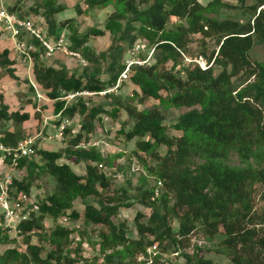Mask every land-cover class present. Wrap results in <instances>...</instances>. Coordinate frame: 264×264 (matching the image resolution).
I'll list each match as a JSON object with an SVG mask.
<instances>
[{
	"label": "trees",
	"instance_id": "16d2710c",
	"mask_svg": "<svg viewBox=\"0 0 264 264\" xmlns=\"http://www.w3.org/2000/svg\"><path fill=\"white\" fill-rule=\"evenodd\" d=\"M16 1H39L40 6L32 10L37 13L41 9L47 35L57 36L66 30L68 50L78 53L91 70L78 74L63 64L44 66L42 50L31 53L32 84L53 101L54 116L59 114L69 121L77 116L80 126L73 134L68 126L64 129V140L69 136L65 148L49 151L36 145L33 158L18 161L17 168L25 174L14 183L16 191L29 194L33 183L46 175L52 178L54 190L37 203V216L18 225L25 251L7 247L0 254V264H128L125 259L137 254L146 256L152 246L164 252L176 250L197 228L209 238L223 236L219 242L221 253L232 264H264V193L255 202L256 186L264 187V155L258 153L264 150V62H251L248 56L254 40L264 45V0H255V6L246 7L250 11L246 21L217 18L221 10L245 8V0H209L205 5L198 0H81L86 9L113 7L102 29L92 27L84 34H78L74 18L55 22V15L62 11L57 0ZM75 9L76 14L81 13L78 7ZM106 33L110 37L107 50L95 54L87 46L89 37ZM189 35L217 40L216 54L207 57L211 62L208 68L187 66L175 70ZM121 42L129 48L136 42L153 48L151 63L130 68L127 79L137 91L125 99L105 93L103 96L113 106L109 111L99 105L89 106L84 96L66 102L63 97L68 94L94 95L115 85L124 69ZM27 43L38 45L35 41ZM106 58L108 78L103 80L99 67ZM168 63L170 68H166ZM213 64L220 68L219 73L214 74ZM12 65L8 51H1L0 67L11 78ZM240 77L244 81L235 85L233 78ZM133 96L139 105L149 99L157 105L137 110L134 104L130 106ZM183 107L191 109L169 126L179 133L170 135L163 124L162 110ZM119 110L133 121L132 127L121 134L126 141L139 138L134 151L137 160L144 164L142 155H147L154 162L145 168L146 177L163 186L154 201H150L154 185L148 187L143 181L134 198L128 196L127 189L112 188L113 180L97 168L103 166V156L94 148L77 147L80 142L87 144L84 136L92 132L100 115L116 120ZM28 118L27 114L9 113L0 97V123L8 121L17 128ZM20 140L15 131H3L0 137L7 146ZM160 147L165 149L163 154L158 151ZM232 153L243 168L227 164ZM254 157H261L263 164L251 166L249 161ZM70 160L86 163L82 174L72 170L67 162ZM89 198L94 202H86ZM78 200L85 202L80 212L74 209ZM132 201L151 209L146 222H140L142 214L135 215V239L127 236L124 224L113 221L119 209L129 208ZM168 215L177 222L175 231L167 225ZM64 217L102 228L97 234L100 262L96 257L92 262L82 258L80 241L70 246L74 228L56 225L43 233L44 219L56 222ZM3 231L0 228V245L8 246L13 240ZM31 233L38 235L34 244ZM41 240L51 248L46 250ZM184 257L187 259L183 264H217L203 256Z\"/></svg>",
	"mask_w": 264,
	"mask_h": 264
},
{
	"label": "rangeland",
	"instance_id": "374dc122",
	"mask_svg": "<svg viewBox=\"0 0 264 264\" xmlns=\"http://www.w3.org/2000/svg\"><path fill=\"white\" fill-rule=\"evenodd\" d=\"M201 4L205 5L209 0H198ZM231 4L236 5L235 1H230ZM255 0H245L244 6L245 8H235L228 10H221L217 15L218 19L232 18L240 21H246L250 18L249 10L246 7L255 6ZM40 6L39 1H20L16 0H0V8L3 7L6 10L10 11L14 9L13 12L22 17L29 19L38 27H45V23L41 18V9H38L37 13H34L32 8H36ZM57 6H59L62 11L55 15V22H60L67 18L75 19V26L78 34H84L89 28H99L102 29L107 17L113 12V7L108 6L106 8H96V9H86L81 0H57ZM79 8L78 10L81 12L80 14H76L75 8ZM184 25V22L181 23ZM67 33V31L65 30ZM216 39L207 38L200 39L198 35H189L186 40L185 53L182 55V60L179 65L175 68V70H181L187 66H197L198 63H206L211 64V62L207 61V57L214 52V55L217 51ZM137 43V42H136ZM135 43V44H136ZM110 44V37L108 33H106L102 37H89L88 39V48L98 54L100 52H105ZM142 44V43H141ZM121 46L124 49V54L121 59V64H124L128 59L133 58H142L145 56L147 58V54L149 46L146 45L144 49L139 48V54L137 56L131 55L128 56L127 53L133 47H127L125 42H121ZM3 50H7L9 53L10 60L13 61L12 69H13V78L8 76L5 73V70L0 67V97L1 101L6 104L7 111L10 112H19L20 114H27L28 120L23 122L19 127H14L11 122H1L0 123V136L3 131H15L19 135V139L25 138H36V144L39 149L49 150V151H57L66 147L67 142L69 140V136L65 137V140L59 141L56 137L57 131L56 128L60 124V118L53 117V101L48 100L43 92L41 94L44 96V99L39 101L36 99V92L33 87L30 85V73H28V67L26 64L21 62V60L17 57V54L14 52L13 43L10 40L9 36L0 30V52ZM62 57L61 60H57L58 57ZM249 60L251 62H264V45L254 40V44L252 49L250 50ZM42 64L44 66H52L55 63L65 65L69 70L75 71L78 74H82L87 71L90 72V65L85 62L83 64L82 57L80 58H71L68 56H64L60 53L55 54L49 60L42 59ZM147 65L151 63L150 54L146 59ZM109 62V59L106 58L99 67L101 71L100 78L103 80H107L108 75L105 73L106 66ZM65 63V64H64ZM171 64L168 63L166 68H170ZM212 69L214 74L219 73L220 68H218L215 64L212 65ZM235 85L242 84L243 77L233 78ZM40 91V90H39ZM132 92H134L133 86L130 84L128 79L123 81L118 89L112 92L114 95L120 96L122 99L128 98L132 96ZM165 95V94H163ZM83 100L88 102L89 106L99 105L102 106L104 110L109 111L113 108L112 105L109 104V100L102 95L94 94L92 96H84ZM130 101V106L135 105L137 110H143L145 108H149L151 106L157 105V101L149 99L142 104L136 103V98L133 96L132 101ZM133 105V106H134ZM191 108L183 107L180 109H163V124L168 127V133L170 135H178L179 133L170 129L171 126L178 116L184 112L189 111ZM128 120V121H127ZM126 121L124 126H121L122 123ZM79 118L75 116L71 121H69V128L73 133H77L79 129ZM133 125V121L127 119V115L125 111L119 110L117 113V119H111L108 115L102 114L100 115V120L94 123V127L92 132L89 135L84 136V140L87 142L88 148H94L97 152H99L105 162L103 163L102 168L99 169L100 172L106 174L113 180L112 188H122L127 189L128 196L134 198L136 188L140 186L142 181L148 187H152L154 185L153 178L146 177L147 166H152L154 164L153 160L150 159L147 155H142V159H144V164L137 160L135 155V143L139 140V138H134L131 141H126L121 132L128 131ZM164 148L160 147L158 151L160 154L164 153ZM258 153H261V157L264 155V150L261 148ZM257 153V154H258ZM258 159L257 157L252 158L249 163L251 166L262 165L263 160ZM33 158V156L31 157ZM30 158V159H31ZM37 161L38 158L36 157ZM65 163L68 162L69 166L76 174H82L85 166L84 161L74 162L63 161ZM132 162H136L138 164L139 171L131 172L130 164ZM227 164L233 168L240 169L243 168V165L237 159L235 154H230L227 160ZM11 173L14 176L19 175L21 173V177L24 176V170H12L7 165H2L0 167V174ZM20 177V175H19ZM54 190V182L52 178L48 175L43 176L41 179H38L33 183L30 188V199L35 202H40L43 198L51 194ZM256 200L255 202L260 201V196L264 193L263 186H256ZM161 195V192H160ZM136 201V200H135ZM131 203L129 208L119 209L116 217L113 219L115 224H124L126 227L127 236L131 239H135L137 237L135 226H134V217L137 213L143 215L140 219V222H146L149 214L151 213V209L149 206H144L137 202ZM86 202H94L93 198L87 199ZM82 202L80 200L74 203V209L78 212L82 211ZM173 203L172 199H170V205ZM260 203L257 204V206ZM37 216V215H36ZM60 220L54 222L49 218L43 220V233H49L56 225H58ZM66 226L69 228H74L75 232L71 235L70 238H78L81 242L82 258H87L88 261L92 262V258H98V261H101L102 255L98 250L99 247V238L97 237L98 232L101 227L86 225L82 222V219L77 221L70 222ZM167 225L175 231L177 229L176 220L172 219L169 215L166 219ZM65 224V223H62ZM4 234L10 239H14L13 243H10L8 246L0 245V254L7 248H16L19 252L25 251V246L23 239L24 238H15L13 232H8L7 229H3V226H0ZM80 235V236H79ZM24 237V236H23ZM38 235L36 233L31 234V243H36ZM223 238L221 235H216L213 238H209L206 236L201 229L197 228L193 233L190 234L187 241L183 242L182 246H178L176 250L170 249L167 252L159 250V248L150 249V251H146V256L143 255H135L132 259L127 258L124 260L125 263L128 264H183L186 261V257L184 255L193 257V256H203L212 260L217 264H232L226 256L221 253V247L219 245L220 240ZM78 242V241H77ZM76 243V242H75ZM72 244V243H71ZM70 246L73 247L75 244ZM41 245L47 250L50 249L51 246L45 240H41ZM118 250H120L118 248ZM81 264V263H77Z\"/></svg>",
	"mask_w": 264,
	"mask_h": 264
},
{
	"label": "built area",
	"instance_id": "2783aa9c",
	"mask_svg": "<svg viewBox=\"0 0 264 264\" xmlns=\"http://www.w3.org/2000/svg\"><path fill=\"white\" fill-rule=\"evenodd\" d=\"M0 30H2L9 36L10 40L13 43L14 52L17 54V57L21 60V62L27 65L28 73L31 72L33 61L31 53H36L40 49L42 50V52L40 53L41 60H49L57 53L71 58H80V55L78 53L68 50V41L66 37L67 34L64 30L60 31L57 36L49 37L47 35L46 27H38L29 19L20 18L15 13L9 12L3 7L0 8ZM27 41H35L38 43V45L36 47L34 44L27 43ZM140 46L142 47L141 49H144L146 47V44L143 42H137L127 53V55L137 56L140 53ZM149 54L151 59L153 48L149 49L147 55L149 56ZM147 58L144 57L128 59L124 63V69L120 73L115 85L111 89L98 94L103 96L105 93H111L118 89L120 84L123 81L127 80L131 66H144L148 62L146 61ZM81 62L85 64L83 60ZM196 65L202 70L209 67V65L205 62H202L201 64L196 62ZM30 84L35 89L36 99L43 100L44 97L35 88L31 80ZM88 95L92 94L86 92L72 93L64 96L63 99L68 102L73 100L75 97ZM53 117L60 118V115L57 114ZM60 119V124L56 128V137L59 141H63L64 129L69 125V120L62 118ZM35 146V137L22 139L18 141L14 146H7L0 142V167H2V165H7L12 170H18V161L22 159H30L35 153ZM77 147L83 149L88 148L87 144L83 142H80ZM97 168H102V165H97ZM130 171H139L138 164L136 162H132L130 164ZM19 175L14 176L9 172L0 174V226H3V229H7L8 232H13L15 238H23V233L18 229V225L22 222L31 220L32 216L38 215L39 211L37 205L38 202L32 201L30 199V193L28 194L23 191H16L14 183L20 182L22 180L21 173ZM162 188L163 186L161 182H154V191L150 197V201H154L160 195ZM67 224H69L68 218L64 217L60 219L58 225L66 226ZM73 240L74 241L72 242V244H75V242L79 241L77 237L73 238ZM155 248L156 246H152L151 248H148L147 251Z\"/></svg>",
	"mask_w": 264,
	"mask_h": 264
},
{
	"label": "crops",
	"instance_id": "0c3cea01",
	"mask_svg": "<svg viewBox=\"0 0 264 264\" xmlns=\"http://www.w3.org/2000/svg\"><path fill=\"white\" fill-rule=\"evenodd\" d=\"M61 58H62V57L59 56V57L57 58V60H61ZM64 64H65V63H64ZM56 65H58V64L55 63V64L52 65V66H56ZM29 81H30V79H29ZM120 85H121V84H120ZM118 88H119V87H118ZM133 88H134L135 91H137V88H136V87L133 86ZM39 101H41V100H39ZM11 132H12V131H11ZM36 145H37V144H36ZM37 146H38V145H37Z\"/></svg>",
	"mask_w": 264,
	"mask_h": 264
}]
</instances>
